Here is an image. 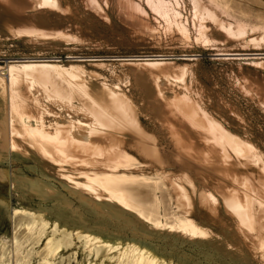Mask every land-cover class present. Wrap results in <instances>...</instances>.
Masks as SVG:
<instances>
[{
	"label": "bare ground",
	"instance_id": "6f19581e",
	"mask_svg": "<svg viewBox=\"0 0 264 264\" xmlns=\"http://www.w3.org/2000/svg\"><path fill=\"white\" fill-rule=\"evenodd\" d=\"M222 1H184V20L178 0H0V12L16 35L37 40L81 36L98 19L111 25L112 15L131 37H149L157 16L164 14L161 31L177 36L183 46L191 40L213 47L212 55L229 64L241 97L264 109V77L242 66V60L264 66V53L258 52L264 47V23ZM169 5V11L160 8ZM145 6L160 14L151 13L150 18ZM196 55L119 58L151 73L143 107L81 62L35 57L0 67V152L9 147L13 159H32L35 164L29 167L39 174L30 177L18 167L0 169V186L21 190L14 213L29 215L20 218L26 238L46 235L45 264L54 263L71 230L93 253L87 264H206L214 254L218 259L213 264L228 263L226 256L234 264H264V151L248 130L238 96L213 95L220 102L217 108L235 118V126L210 106L214 92L202 80L206 72L199 59L173 63V56ZM87 60L91 66L107 65L104 58ZM146 109L152 110L161 136L140 121L139 112ZM162 136L172 148L171 157L181 164L178 171L160 144ZM129 149L147 158L161 174L158 178L173 186L174 207L168 214L160 212L158 186L150 187L152 177L137 171ZM54 182L76 196L78 205ZM25 191L43 203L23 204ZM46 201L52 202V221L43 206ZM79 207L132 223V237L122 241L98 220L91 224ZM49 225L53 229L47 230ZM58 227L63 230L58 232ZM168 235L173 236L168 249L155 243ZM178 237L205 247L203 262L184 249L174 257Z\"/></svg>",
	"mask_w": 264,
	"mask_h": 264
},
{
	"label": "rangeland",
	"instance_id": "374dc122",
	"mask_svg": "<svg viewBox=\"0 0 264 264\" xmlns=\"http://www.w3.org/2000/svg\"><path fill=\"white\" fill-rule=\"evenodd\" d=\"M184 1L187 2L188 0H178V2H182L181 5L178 6L179 10L177 8L181 20L187 18V14L185 15L186 9H184ZM218 1L223 2L222 0ZM227 1L232 7H234V9L244 10L245 12L251 14V16H255L256 21L264 23V0ZM170 5L169 7L163 6L160 8L165 9V11H169V8L172 6ZM146 6L145 10L146 13L149 12L148 16H150V18L152 17L151 13H153V15L160 14L148 11L149 9L147 7L150 6ZM150 9L152 10V8ZM161 11L163 12V10ZM3 16L4 14L0 12V67L5 66L10 61L28 58L34 59L35 57L57 59L62 61V63H68L70 61L81 62L87 68L100 73L101 81L103 80L112 86L119 85L122 90L130 95L132 100L139 107L144 106V99L147 96V89L151 81V73L149 69L137 65L133 61L119 60V58H123L128 55L149 53H171L175 55L189 53L197 54L196 56L191 57L173 56L175 58L173 63L174 65H180V63L190 64L195 62L194 59H199V67L201 70L206 72V76L203 75L202 80L207 85H210L214 92L208 101L210 106L217 109L226 121L235 126L237 125L235 118L229 116V112L227 110L217 108L220 102L217 97L213 95H215L216 92H219L224 96H231L233 98L238 96V103L245 113V122H248L250 125V129L248 130L251 131L257 138L260 148H263L262 150L264 151V109L241 97L237 88L233 86L230 77L231 68L229 64L212 55L215 51L213 47H210L209 45L200 46L191 40H188L187 44L183 46L181 43H177V36L174 34L170 36L166 35L162 29V26L165 23V21H162L165 20L166 17L164 14L158 15L160 16L159 18L157 16V26H155L154 30H152V32H154L153 36L155 35L154 38L152 33L149 35V37L152 36L151 38H149L148 35L144 38H139L137 36L131 37L122 25L115 20L114 15H112L111 25H107L104 20L98 19L95 24L91 26V28L84 29L81 36L60 37L47 40H37L34 38L16 35L3 23ZM188 35H191L189 31ZM259 50L258 52L264 53V47L263 50L262 47ZM246 51L251 52L252 50ZM91 58H104L106 60L103 62L107 65L100 67L91 66L87 60ZM251 60L252 59H249L248 62ZM242 66L253 69L260 76L264 77V66H254L252 64H248L247 61L244 60H242ZM5 76L7 78V75ZM161 81L163 83L164 79H161ZM166 93L169 94L170 90L166 89ZM139 119L148 130H155L157 134L161 136L159 133V123H156L158 121L153 116L152 110H140ZM240 131H246V129L240 128ZM159 138L160 144L166 154L169 153V159H172L173 170H180L181 164L173 159L174 154L170 150L172 148L167 138L163 136ZM8 149L9 147L1 150L0 152V169L11 172L13 169H17L18 167V170L27 176L36 177L39 175L35 168L29 167V165L35 164L32 159L19 157L13 159L11 151ZM129 152L132 156H134L133 162L135 165L138 166V168L140 167L137 171L145 176L148 175L149 177H152V179L148 180L150 187H153L155 184L158 186L157 194L160 196V201L162 202H160V212L164 210L165 213L167 212L166 214H168L172 210L171 208L174 207L173 201L175 190L173 186L168 181L165 182L162 178H158L161 174L157 172L154 165L150 163L147 158H145V160L142 158L143 156L138 154L133 149H129ZM55 184L70 198L74 207L78 205V199L76 196L70 195L65 189H62L57 182ZM20 193L21 190H12L11 192L8 191L7 185L0 186V264H45V260L43 258L46 256V249L48 247L46 235L26 238L27 230L24 229V224L21 223L20 218L22 216L29 219V215L14 213L15 209L20 207ZM25 195L27 196L25 203H23L25 205L36 206L38 203V205L43 203L32 193L25 191ZM51 203V201H46L45 204H43V206L47 208L45 211L47 216L51 217L50 221L55 219L54 210H49V208L52 207ZM78 210L81 213H86V215L91 219V224L98 220L106 227L109 233L113 231L122 241L129 239L133 235L131 232L132 223L125 225L122 220H117L114 217L109 218L108 216H103L102 214H92L86 212L84 207H79ZM51 229L53 228L49 225L47 230ZM57 230L58 232H61L63 227H58ZM66 235L68 236L69 243L59 251L53 264H87V262L93 258V253L90 249L83 246L82 237H77L76 232L73 230H71L69 234L66 233ZM172 239L173 236L168 235L166 238L158 239L155 243H158L159 247L162 246L168 249L169 246L173 244ZM182 239L183 238L178 237L175 240L174 247L177 249L176 251H173L175 255L174 257L177 258V255L182 253L181 249H184L183 251L185 253L191 255L192 259H203L205 257V255H203V253L207 251L205 247L198 243H194V241L192 242ZM208 251L212 253L211 249H208ZM193 252L200 257L195 256V254H190ZM216 259H218V257L214 254L207 260L208 262L205 260V263L213 264ZM225 260L228 263L224 264H234L228 256L225 257Z\"/></svg>",
	"mask_w": 264,
	"mask_h": 264
}]
</instances>
